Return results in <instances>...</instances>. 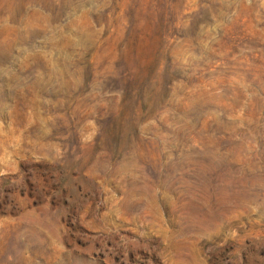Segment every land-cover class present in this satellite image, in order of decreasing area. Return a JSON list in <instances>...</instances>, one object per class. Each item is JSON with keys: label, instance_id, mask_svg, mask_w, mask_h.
Here are the masks:
<instances>
[{"label": "rangeland", "instance_id": "obj_1", "mask_svg": "<svg viewBox=\"0 0 264 264\" xmlns=\"http://www.w3.org/2000/svg\"><path fill=\"white\" fill-rule=\"evenodd\" d=\"M0 264H264V0H0Z\"/></svg>", "mask_w": 264, "mask_h": 264}]
</instances>
